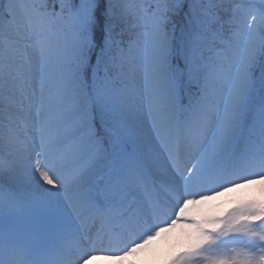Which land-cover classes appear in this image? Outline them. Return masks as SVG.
<instances>
[{
    "label": "snow or ice",
    "instance_id": "1",
    "mask_svg": "<svg viewBox=\"0 0 264 264\" xmlns=\"http://www.w3.org/2000/svg\"><path fill=\"white\" fill-rule=\"evenodd\" d=\"M0 162V264L123 261L177 225L170 264H264V201L189 213L264 182V0H0Z\"/></svg>",
    "mask_w": 264,
    "mask_h": 264
},
{
    "label": "rangeland",
    "instance_id": "2",
    "mask_svg": "<svg viewBox=\"0 0 264 264\" xmlns=\"http://www.w3.org/2000/svg\"><path fill=\"white\" fill-rule=\"evenodd\" d=\"M5 167L0 162V176L4 175ZM15 186V181L5 180L3 184L5 191H8L9 188L14 190ZM214 187L210 186V199L189 207L191 216L197 218L221 216L228 210L240 206L242 201L252 196L264 198V182H253L249 184L241 181L238 186H230L228 190L221 188L219 194L211 191V188ZM185 241L186 229L181 225H177L175 228L161 232L159 236L155 237L149 243L144 251L137 253L136 256L142 255L143 257H149L154 264H170V254L178 253L185 244ZM97 259L100 261L99 264H115L103 257H97ZM133 261L138 262L137 258Z\"/></svg>",
    "mask_w": 264,
    "mask_h": 264
}]
</instances>
